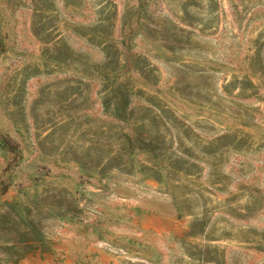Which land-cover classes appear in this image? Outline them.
<instances>
[{"label": "rangeland", "instance_id": "obj_1", "mask_svg": "<svg viewBox=\"0 0 264 264\" xmlns=\"http://www.w3.org/2000/svg\"><path fill=\"white\" fill-rule=\"evenodd\" d=\"M0 264H264V0H0Z\"/></svg>", "mask_w": 264, "mask_h": 264}, {"label": "trees", "instance_id": "obj_2", "mask_svg": "<svg viewBox=\"0 0 264 264\" xmlns=\"http://www.w3.org/2000/svg\"><path fill=\"white\" fill-rule=\"evenodd\" d=\"M117 90L121 93L122 97L126 98L128 97V91L124 84H121V82H117L116 84ZM142 141H144V137L142 135L139 136ZM142 137V138H141Z\"/></svg>", "mask_w": 264, "mask_h": 264}]
</instances>
